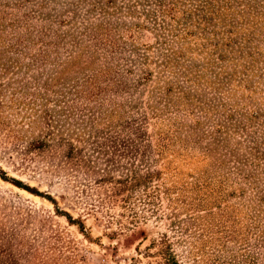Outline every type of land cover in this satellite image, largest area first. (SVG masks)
Here are the masks:
<instances>
[{
  "label": "rangeland",
  "instance_id": "374dc122",
  "mask_svg": "<svg viewBox=\"0 0 264 264\" xmlns=\"http://www.w3.org/2000/svg\"><path fill=\"white\" fill-rule=\"evenodd\" d=\"M0 174V264H264V0H0Z\"/></svg>",
  "mask_w": 264,
  "mask_h": 264
},
{
  "label": "trees",
  "instance_id": "16d2710c",
  "mask_svg": "<svg viewBox=\"0 0 264 264\" xmlns=\"http://www.w3.org/2000/svg\"><path fill=\"white\" fill-rule=\"evenodd\" d=\"M0 178L3 181L6 180L3 174H0ZM9 181H11V183H13L15 187L22 189L33 196L42 197L41 194H39L35 190L30 189L26 186H22L19 182H16L14 180H9ZM44 197L47 201H49L51 204L54 205V202L53 200H51V198H49L48 196H44ZM59 215L64 217L70 225L74 224L73 220H71V218L67 214H59ZM154 254L160 257L159 262H157L158 264H176V261L174 260L173 256L169 253L167 249H158Z\"/></svg>",
  "mask_w": 264,
  "mask_h": 264
}]
</instances>
